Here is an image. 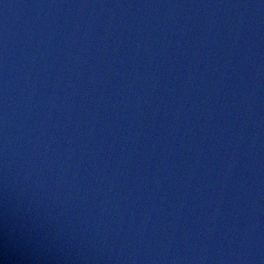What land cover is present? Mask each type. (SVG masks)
Returning a JSON list of instances; mask_svg holds the SVG:
<instances>
[{
  "label": "water",
  "instance_id": "95a60500",
  "mask_svg": "<svg viewBox=\"0 0 264 264\" xmlns=\"http://www.w3.org/2000/svg\"><path fill=\"white\" fill-rule=\"evenodd\" d=\"M4 264H264V0H0Z\"/></svg>",
  "mask_w": 264,
  "mask_h": 264
},
{
  "label": "clouds",
  "instance_id": "9594fccd",
  "mask_svg": "<svg viewBox=\"0 0 264 264\" xmlns=\"http://www.w3.org/2000/svg\"><path fill=\"white\" fill-rule=\"evenodd\" d=\"M0 264H4V261L3 260H0Z\"/></svg>",
  "mask_w": 264,
  "mask_h": 264
}]
</instances>
